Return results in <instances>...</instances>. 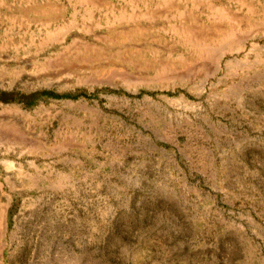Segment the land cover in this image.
Returning a JSON list of instances; mask_svg holds the SVG:
<instances>
[{"label": "rangeland", "instance_id": "rangeland-1", "mask_svg": "<svg viewBox=\"0 0 264 264\" xmlns=\"http://www.w3.org/2000/svg\"><path fill=\"white\" fill-rule=\"evenodd\" d=\"M43 90L0 101V264H264V0H0V91Z\"/></svg>", "mask_w": 264, "mask_h": 264}, {"label": "trees", "instance_id": "trees-1", "mask_svg": "<svg viewBox=\"0 0 264 264\" xmlns=\"http://www.w3.org/2000/svg\"><path fill=\"white\" fill-rule=\"evenodd\" d=\"M81 95H66V94H59L52 90H43L41 92L25 94L21 92H5L0 91V101L3 102H18L24 103L27 107H33L36 103L43 98H52V99H68V98H78Z\"/></svg>", "mask_w": 264, "mask_h": 264}, {"label": "bare ground", "instance_id": "bare-ground-1", "mask_svg": "<svg viewBox=\"0 0 264 264\" xmlns=\"http://www.w3.org/2000/svg\"><path fill=\"white\" fill-rule=\"evenodd\" d=\"M102 32V31H101ZM79 33V32H78ZM103 45V44H102ZM92 65V64H91Z\"/></svg>", "mask_w": 264, "mask_h": 264}]
</instances>
